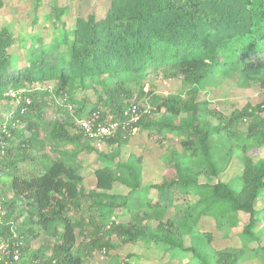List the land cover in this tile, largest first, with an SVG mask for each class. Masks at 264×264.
<instances>
[{
  "label": "trees",
  "instance_id": "1",
  "mask_svg": "<svg viewBox=\"0 0 264 264\" xmlns=\"http://www.w3.org/2000/svg\"><path fill=\"white\" fill-rule=\"evenodd\" d=\"M105 1L101 14L77 15L67 26L60 20L63 11L54 5L42 22L33 9L25 36L0 30V128L5 126L0 133V179L6 177L2 187L20 202L7 207L0 203V243L9 251L0 264H82L73 248L78 239H86L87 227V254L142 241L164 246L171 255L189 254L195 261L188 264H238L240 254L233 250L215 251L211 263L193 245L184 246L191 234L189 222L194 225L208 216L220 224L236 214L248 217L241 233L243 247L256 243L251 250L261 253L264 262V236L254 234L260 222L256 204L264 192V159L255 163L248 155L264 145V99L228 117L197 102L198 90L212 84L217 74L256 77L264 90V0ZM75 2L68 0L64 9L70 12ZM42 25L50 28L47 43ZM152 76L179 79L187 88L184 98L158 97L152 87L144 92ZM146 102L167 117L153 120ZM49 105L55 116L44 123L40 112ZM133 107L136 121L125 128V113ZM92 118L95 125L119 123L115 136L100 139L104 143L125 142L135 128L147 135L179 137L188 158L177 159L169 149L163 158L171 174L160 183L142 185L138 158L114 161V155L98 153L95 185L85 190L77 151L67 156L66 150L53 160L25 155L41 131L51 138V151L71 144L80 148L81 137L90 139L78 122ZM218 135L223 137L221 147L229 145V158L233 149L241 153L238 188L211 181L220 170L211 140ZM115 184L124 192L112 193ZM180 195L196 198L193 211L164 219ZM41 237L39 248H30L28 240ZM112 237L117 244L111 243ZM15 248L20 250L17 262L10 255Z\"/></svg>",
  "mask_w": 264,
  "mask_h": 264
},
{
  "label": "rangeland",
  "instance_id": "2",
  "mask_svg": "<svg viewBox=\"0 0 264 264\" xmlns=\"http://www.w3.org/2000/svg\"><path fill=\"white\" fill-rule=\"evenodd\" d=\"M106 3L105 0H79L78 3L76 0L74 6L70 9V12H68L64 9L68 5V0H0V30L8 28L15 37L19 34L25 36L29 33V29H31V23L34 18L33 9L35 7L37 9L36 12L38 13V21L42 22L43 16L53 13L52 7L55 5L59 10L63 11L60 20L67 26L73 22L77 15L84 17L90 13L97 15L101 14ZM41 29L43 30L45 42H49L50 28L42 25ZM18 53L20 56H23L25 51L24 49H20L18 50ZM150 87H152V93H154V95L163 98L169 96L184 98L187 90L186 86L182 84L179 79H162L159 76L150 77L149 86L146 85L143 91L147 93ZM263 99L264 90L261 88L260 81H258L256 77L246 79L236 73H229V75L227 74L225 76L217 74L212 84L207 85L204 89L198 90L197 92V102H206L207 111L217 112L224 117H228L232 113L241 111L245 106L255 108L261 104ZM142 102L145 101L143 100ZM145 105H147L145 107L148 113L149 111L151 112L150 116L153 120H161L164 117H167L164 115L162 109H155L150 106L148 102H146ZM54 112L55 109L50 105L43 108L40 112L42 121L45 123L48 120L54 119ZM261 115L264 116V112H262ZM206 120L213 126L217 123V120L210 115L206 116ZM129 125V122L127 121L124 124V127L127 128ZM244 126L245 123L239 124L238 129H243ZM19 127L22 128L23 123H20ZM3 128H5V126ZM69 131L72 134H77L78 132L77 130L70 129ZM46 135V132H39L37 142L24 152L25 155L30 158L37 155L47 156L49 159L53 160L57 155H63L66 150L69 153L67 156H70V154L77 151L76 159L79 161L85 190L92 189L95 185V179L92 176V172L100 165V162L97 160L98 153L107 156L114 155V161L120 160L125 162L138 158L140 160V180L142 185L160 183L167 177V175L171 174L170 166L164 162L163 158L169 149L173 150L174 156L177 159L185 160L189 155V151H186L181 147V139L179 137H162L155 133L147 135L144 132H138L135 128L131 129L128 139L119 144L116 143L110 145L101 140L91 139L86 141L81 137L78 141V144L81 146L80 148L71 144L60 148V150L57 149L56 151L58 152L50 150L51 138H46ZM115 135L116 133L114 136ZM211 140L215 147H217V150L215 148L218 161L217 168L220 169L218 170L219 174L217 177L211 178L212 183L219 180L238 188V178L242 168L241 153L239 149H233V155L229 158L227 155L229 145H227V147H221L220 145L223 142V137L220 135L211 136ZM85 143H87L94 151H89ZM20 155L21 154H18V156ZM248 155L254 158L255 163L264 159V145L252 148ZM192 169L196 170L195 167ZM5 180V176L0 179V203H5L6 207L12 205L17 206L20 202L16 204L11 193L2 187V182ZM200 180L204 181L203 178H200ZM124 190V188L115 184L112 193H123ZM187 199L188 198L181 195L174 198V208L167 212L164 219L177 215L178 217L183 218L185 213H191L196 198L192 197L191 199H188L190 200L189 202H187ZM84 206L85 204H83L81 208ZM20 209L21 207L15 210L16 214ZM256 211L260 222L259 224H256L257 226L254 234L264 236V192L261 193L260 199L256 204ZM115 212H117V210H115ZM3 214L4 212H2V215ZM16 214H14V216ZM78 214L79 212H73L71 215L78 216ZM178 217L176 219H178ZM122 221H127V218L122 219ZM247 224L248 217L243 214H236L234 217L229 215L225 221L220 222V224L219 222L216 223V220L213 217L207 216L199 218L194 225L192 222H189V225L191 226V234L189 239L187 238L184 241V246L189 247L193 245V247L211 263L215 251L229 249L240 254V261L238 264H264L262 254H254L251 250L257 247L256 243L251 242L248 247H243L241 233ZM151 225L154 226L155 224L151 223ZM21 229L26 230L27 227L22 226ZM14 230L15 228H13V231ZM89 231L90 228L87 227L85 229V232L87 233L86 239H83L82 242H80L81 239H78L73 248L74 251H77V255L82 258L83 264H188L195 261V259L189 254L185 253L178 255L177 253H174V255H171L169 251L166 252L167 248L164 246L145 244L142 241L126 244L115 250H99L87 254V249L84 248L83 243L87 241ZM208 237L209 242H207L206 239ZM42 239L43 237L38 241H34L33 239L28 240V243L30 242V248H39V243ZM28 243H26V245H28ZM79 243L80 245L83 244V247L78 251ZM111 243L115 245L118 241L116 238L112 237ZM262 245L264 246V238ZM2 255L3 254L1 253L0 261L3 258ZM47 255H49V253Z\"/></svg>",
  "mask_w": 264,
  "mask_h": 264
},
{
  "label": "built area",
  "instance_id": "3",
  "mask_svg": "<svg viewBox=\"0 0 264 264\" xmlns=\"http://www.w3.org/2000/svg\"><path fill=\"white\" fill-rule=\"evenodd\" d=\"M137 109L135 107L131 108L125 113V116H128V122L134 123L137 118ZM78 126L84 135L91 140H100V139H108L115 134L119 127V123L116 121H108L103 124L95 125L94 118L88 120H81L78 122ZM5 133L4 128H0V133ZM2 215V212H0ZM9 251L7 250V246L4 243H0V254L8 255ZM11 258L13 262H17L20 258V250L15 248L11 253ZM6 264V263H5Z\"/></svg>",
  "mask_w": 264,
  "mask_h": 264
},
{
  "label": "crops",
  "instance_id": "4",
  "mask_svg": "<svg viewBox=\"0 0 264 264\" xmlns=\"http://www.w3.org/2000/svg\"><path fill=\"white\" fill-rule=\"evenodd\" d=\"M126 245V244H125ZM122 246H124V245H122ZM118 248H121V246H119V247H117L116 249H118ZM83 264V263H82Z\"/></svg>",
  "mask_w": 264,
  "mask_h": 264
}]
</instances>
